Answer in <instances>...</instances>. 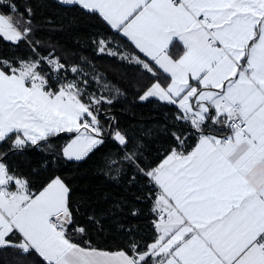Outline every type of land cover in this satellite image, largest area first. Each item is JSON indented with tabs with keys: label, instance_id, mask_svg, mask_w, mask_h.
Returning a JSON list of instances; mask_svg holds the SVG:
<instances>
[{
	"label": "snow or ice",
	"instance_id": "obj_1",
	"mask_svg": "<svg viewBox=\"0 0 264 264\" xmlns=\"http://www.w3.org/2000/svg\"><path fill=\"white\" fill-rule=\"evenodd\" d=\"M59 2L98 16L131 42L143 59L103 39L98 51L134 60L150 74L140 100L176 106L180 127L153 166L143 164L139 143L128 148L126 133L108 132L120 152L102 158L106 174L151 185L155 217L150 243L132 240L115 250L86 239L60 176L33 191L0 153V249L35 254L39 264H264V0ZM25 14L31 8L20 13L16 0H0V39L29 42ZM64 71L48 56L0 57V144L11 141L20 151L71 134L62 155L75 161L105 144L99 106L112 100L64 79Z\"/></svg>",
	"mask_w": 264,
	"mask_h": 264
},
{
	"label": "trees",
	"instance_id": "obj_2",
	"mask_svg": "<svg viewBox=\"0 0 264 264\" xmlns=\"http://www.w3.org/2000/svg\"><path fill=\"white\" fill-rule=\"evenodd\" d=\"M16 3L20 13L31 8L32 15L25 14L24 19L31 20L33 32L29 42L18 47L0 39V57L36 58L35 49L65 64L76 65L81 69L76 77L81 86L87 80L83 87L89 94L112 100L111 104L104 102L99 106L101 123L110 128L111 122L114 127L110 130L126 133L129 149L139 143L145 166L158 163L173 143L171 133L180 127L174 119L177 108L153 98L142 102L140 96L152 82L150 74L119 56L98 52L101 39L110 42V49L139 55L134 48L98 16L78 7L62 6L52 0H16ZM173 51L178 56L183 47L178 45ZM97 75L101 78L99 82L94 79ZM105 83L107 88L103 87ZM105 136V144L81 161H69L62 155L71 134H60L20 151L12 150L8 141L0 144V153H7L10 169L27 178L33 191H38L49 178L60 176L71 188L76 222L87 230L86 239L93 246L115 250L127 247L132 240L150 243L155 219L151 212V187L141 177L132 184L126 176L112 179L114 173L106 174L102 158L120 152V148L111 137ZM90 217L99 223L91 222ZM73 238L83 243L79 234ZM0 264H39V258L35 254L23 256L14 249H0Z\"/></svg>",
	"mask_w": 264,
	"mask_h": 264
},
{
	"label": "built area",
	"instance_id": "obj_3",
	"mask_svg": "<svg viewBox=\"0 0 264 264\" xmlns=\"http://www.w3.org/2000/svg\"><path fill=\"white\" fill-rule=\"evenodd\" d=\"M36 56H48V57H50V58H52V59H55V58H53L52 56H50L49 54L43 55V54L38 53V52L36 53ZM60 63H62V64L65 65V71H64V73H62L63 78L66 79V80H69V81H71V80H76V81L79 83V81H78V79H77V77H76L77 73H73V72H71V68H72V67H77V66H76V65H71V64H65V63H63V62H61V61H60ZM45 70H47V65H46V64H45ZM103 125H104V124H103ZM104 127H105V130H106L105 135L111 137L110 135H108V132H109V131H115V130H110V128L107 127V126H105V125H104ZM111 138H112V137H111ZM37 150H41V147H37ZM148 185H149V184H148ZM149 186L152 188L151 185H149ZM152 203H153V201H152Z\"/></svg>",
	"mask_w": 264,
	"mask_h": 264
},
{
	"label": "crops",
	"instance_id": "obj_4",
	"mask_svg": "<svg viewBox=\"0 0 264 264\" xmlns=\"http://www.w3.org/2000/svg\"><path fill=\"white\" fill-rule=\"evenodd\" d=\"M52 1H54V2H56L57 4H60V5H62V6H69V7H78V6H73V5H65V4H62V3H60L59 2V0H52ZM79 8V7H78ZM122 38V37H121ZM122 39H124L129 45H131L133 48H134V46L131 44V42L130 41H128L127 40V38H122ZM182 46V45H181ZM134 50L139 54V55H141L142 57H143V55L142 54H140L139 52H138V50L137 49H135L134 48ZM124 53H126L129 57H135V56H137V55H135L134 53H128V52H123V53H121V54H124ZM144 58V57H143ZM128 61H131L133 64H135V62H134V60H128ZM96 96V95H95ZM96 97H100L99 95L98 96H96ZM105 99H106V97H104ZM151 98H153V99H156V100H158V101H160L158 98H156V97H151ZM150 99V98H149ZM160 102H162V103H166V102H163V101H160ZM167 104V103H166ZM176 107V106H175ZM71 139V138H70ZM70 139H69V141H70ZM68 141V142H69ZM67 142V143H68ZM66 143V144H67ZM65 144V145H66ZM64 145V146H65ZM63 149V148H62ZM65 158V157H64ZM66 159V158H65ZM67 160V159H66ZM83 160V159H82ZM69 161H75V160H69ZM81 161V160H80Z\"/></svg>",
	"mask_w": 264,
	"mask_h": 264
},
{
	"label": "rangeland",
	"instance_id": "obj_5",
	"mask_svg": "<svg viewBox=\"0 0 264 264\" xmlns=\"http://www.w3.org/2000/svg\"><path fill=\"white\" fill-rule=\"evenodd\" d=\"M99 52V51H98ZM37 53V51L35 50V54ZM39 53V52H38ZM105 54V53H104ZM123 55H126V56H128L126 53H124ZM37 57V56H36ZM130 63H132L131 61H129ZM98 76V75H97ZM92 82H93V78H92ZM81 86V85H80ZM83 86H85V84L83 83ZM83 86H81V87H83ZM142 101V100H141ZM143 101H145V100H143ZM142 101V102H143Z\"/></svg>",
	"mask_w": 264,
	"mask_h": 264
}]
</instances>
